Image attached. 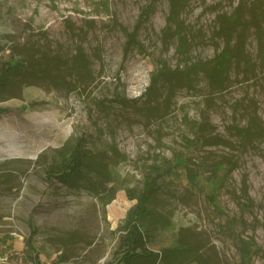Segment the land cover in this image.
<instances>
[{
    "label": "rangeland",
    "instance_id": "1",
    "mask_svg": "<svg viewBox=\"0 0 264 264\" xmlns=\"http://www.w3.org/2000/svg\"><path fill=\"white\" fill-rule=\"evenodd\" d=\"M239 1L186 0L189 51L181 54L176 28L166 27L169 0H0V78L5 69L28 70L33 54L70 58L80 45L95 75L72 92L65 80L30 75H13L3 93L0 86V254L8 264H36V250L46 264H118L132 241L137 256L121 264H264V40L248 31L255 70L233 66L222 92L212 93L201 74L170 100L162 80L154 101L147 93L160 67L214 57L224 45L220 16ZM81 136L90 154L113 145L122 153L107 158L115 178L102 191L95 176L70 186L47 170ZM236 158L211 196L208 177ZM154 178L151 211L133 238L131 212ZM245 186L250 198L240 196ZM243 242H252L250 254Z\"/></svg>",
    "mask_w": 264,
    "mask_h": 264
},
{
    "label": "trees",
    "instance_id": "2",
    "mask_svg": "<svg viewBox=\"0 0 264 264\" xmlns=\"http://www.w3.org/2000/svg\"><path fill=\"white\" fill-rule=\"evenodd\" d=\"M169 3L170 12L166 27L170 28V26L173 25L176 28V30L172 31V33H174L172 36L178 39L177 51L181 54H186V52L189 51V38L185 32L182 31V21L180 20V15L185 7L186 0H169ZM219 22L220 26L217 30V37L221 38L223 40L222 42H224L222 49H218L216 55L208 60L195 61L188 59L183 65L179 63L173 70L160 67L157 72H153L151 85L147 92L153 94V96L150 97L152 101L157 98V93L153 91L158 88L161 80L166 82L168 92L166 98L170 100L177 88L195 86L196 79L201 74L207 77L211 92L216 93L222 92L230 86L229 80L231 78L233 66L247 68L246 74L248 76L254 72L253 61L249 58L246 51V40L247 33L251 29L257 35L259 42L264 40V0H240L233 13L221 15ZM130 38H133V33H131ZM186 47L188 51L185 50ZM28 64L31 66L28 70L23 67L24 69L19 71L14 69V71L9 73L7 72L9 69H5L0 78V86L4 84L1 93H3L8 86L7 84L10 82L12 76L16 74L30 75L35 78L40 77L53 84L65 80L67 89L70 92L79 90L80 87L89 84L95 79L90 54L87 52L84 45L77 47L70 58L61 55L51 56L48 54H40L39 58H37L33 54L30 56ZM205 129V127H201L199 131L203 134ZM202 134L197 138L196 142H199L205 137ZM217 136L219 135H216V137ZM84 139L85 137L82 136L77 137L74 142L72 139H68L61 148L62 157L58 163L52 165L47 170H59L62 174L59 175L62 182L70 186H81L80 182L84 178L91 180V176H95L97 178V181L94 183L95 188L102 191V188H105L104 186L112 182L115 178V174L111 168V162L108 161L107 158L114 157V160H116L118 157H122V153L117 146L113 145L110 150L103 154H90L84 149ZM109 151H112L114 156H110L108 153ZM68 159L69 161L66 163ZM178 160L180 164L184 163L185 167H187L189 178H195L197 170L195 171L190 167L184 158H178ZM237 161V158L230 159L225 167L224 165H219L215 172L208 177V180L213 184L210 192L211 196L216 194L217 189L220 187L219 185L224 184L225 178H220L219 172L226 169V174H230L236 168ZM246 178L247 175H245V183ZM158 188V180L154 178V180L148 181L147 189H144L142 194L138 196L140 203L137 207L140 209L132 211L129 219L133 238L139 232V224H142L149 216L151 211V208H148L150 206L149 202H151L153 194ZM109 190L110 193L107 195L108 201L114 198L117 188L111 187ZM240 196L250 198L247 186L242 189V195ZM36 231V229H33L34 233ZM33 241L32 239H28L27 244L29 248L35 250L36 247ZM134 244L135 242L132 241L130 248H132ZM130 248L124 252L118 264H121L122 261L128 262V260H131L130 258L132 256H137ZM251 248L252 242H243V245H241L243 252L245 251L249 254ZM140 255L149 256L152 255V253L141 252ZM29 256L32 260L36 261V264H46L38 257L37 250L34 253H29ZM190 260L192 261V259Z\"/></svg>",
    "mask_w": 264,
    "mask_h": 264
},
{
    "label": "built area",
    "instance_id": "3",
    "mask_svg": "<svg viewBox=\"0 0 264 264\" xmlns=\"http://www.w3.org/2000/svg\"><path fill=\"white\" fill-rule=\"evenodd\" d=\"M9 257L7 254H0V264H8Z\"/></svg>",
    "mask_w": 264,
    "mask_h": 264
}]
</instances>
